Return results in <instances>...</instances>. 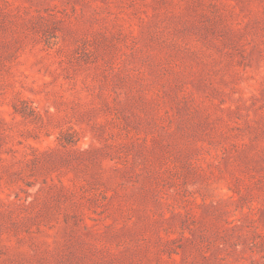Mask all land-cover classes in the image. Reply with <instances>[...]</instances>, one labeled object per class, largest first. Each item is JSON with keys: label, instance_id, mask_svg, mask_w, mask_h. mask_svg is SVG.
<instances>
[{"label": "rangeland", "instance_id": "374dc122", "mask_svg": "<svg viewBox=\"0 0 264 264\" xmlns=\"http://www.w3.org/2000/svg\"><path fill=\"white\" fill-rule=\"evenodd\" d=\"M0 264H264V0H0Z\"/></svg>", "mask_w": 264, "mask_h": 264}]
</instances>
